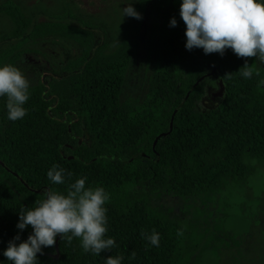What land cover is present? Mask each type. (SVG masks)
<instances>
[{"label": "trees", "instance_id": "16d2710c", "mask_svg": "<svg viewBox=\"0 0 264 264\" xmlns=\"http://www.w3.org/2000/svg\"><path fill=\"white\" fill-rule=\"evenodd\" d=\"M150 13L146 87L123 97ZM0 14L11 24L0 36V264H177L180 227L152 199L199 195L264 161V0H136L115 41L71 14L36 21L13 0ZM46 39L78 54L29 83L14 69Z\"/></svg>", "mask_w": 264, "mask_h": 264}, {"label": "rangeland", "instance_id": "374dc122", "mask_svg": "<svg viewBox=\"0 0 264 264\" xmlns=\"http://www.w3.org/2000/svg\"><path fill=\"white\" fill-rule=\"evenodd\" d=\"M13 1L36 21L50 20L53 14H71L104 29L115 41L136 0ZM157 21L153 13L144 20L125 76L123 97L139 98L145 90ZM10 27L9 19L0 14V36ZM35 48L36 52L24 54L14 69L29 83L43 80L52 69L78 54L75 44L62 39H46ZM263 60L264 43L255 65H262ZM221 97L217 87L210 89L203 105L212 108ZM247 164L244 177L227 178L199 195L181 198L161 194L152 199L153 205L180 227L177 264H264V161L248 160Z\"/></svg>", "mask_w": 264, "mask_h": 264}, {"label": "water", "instance_id": "95a60500", "mask_svg": "<svg viewBox=\"0 0 264 264\" xmlns=\"http://www.w3.org/2000/svg\"><path fill=\"white\" fill-rule=\"evenodd\" d=\"M212 73H213V70H212ZM219 93H220V91H219ZM221 94V93H220ZM170 127H171V124H170V126H169V129H170ZM56 252H57V250H56Z\"/></svg>", "mask_w": 264, "mask_h": 264}]
</instances>
